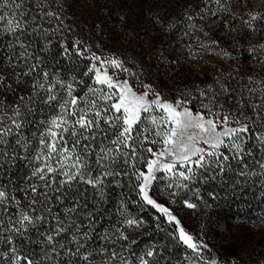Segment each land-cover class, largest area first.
Here are the masks:
<instances>
[{"label":"trees","instance_id":"1","mask_svg":"<svg viewBox=\"0 0 264 264\" xmlns=\"http://www.w3.org/2000/svg\"><path fill=\"white\" fill-rule=\"evenodd\" d=\"M79 1L81 0H46L48 7L44 11L57 12L63 17L61 30H56L60 26V21L56 18L44 17L41 20L38 16L37 23L50 31L42 33L41 30L33 33L32 37H23L26 42L31 40L30 51L43 61L41 68L53 74V79L59 77L73 82L74 94L77 96H84L88 86L93 85V74L84 75L88 67L92 63L100 67L98 62L91 60V53H96L102 58H119L124 67L134 75L106 65L114 77L127 79L139 91H143V85L150 84L155 91L169 100H175L189 91L195 93L198 87L207 88L209 85L219 91L217 79L229 85L231 89L235 87L234 84L240 85L242 88L237 98L242 92L247 95L244 91L247 87H258L256 84H248L253 70L252 66L246 63L250 59L253 65L257 66L253 79L264 80V64L259 53L249 52L248 42L242 36L237 41L238 45L233 48L230 45L233 38L221 35L219 24H210V20L215 17L212 12H221L214 3L206 5L204 0H84V4L79 5ZM235 1L237 0H227L229 8ZM25 7L31 9L32 14L39 11L35 7V0H26ZM205 8L208 10L201 11ZM242 10L241 23L244 28L240 31L244 33L249 28L245 23L250 20L249 13L260 11L252 4ZM189 15L193 17L192 20L188 19ZM25 19L29 20V30L36 26L31 23V14ZM258 20L252 21V25ZM6 27L5 22H0V70L15 89L12 92L4 90L2 93L6 97V103L11 104L16 102L20 95L27 96L31 93L33 80L32 77L26 76L17 84L13 72L26 71L25 65L20 63L17 68L12 69L4 61V57L9 54L7 45L10 42L15 44V38L5 31ZM77 40L81 42L78 47L88 48L90 51L83 56H65L63 48L68 46L71 50ZM213 41L217 44L213 45ZM220 50L229 52L230 57L215 54ZM16 51L19 52L20 49L17 47ZM222 60L225 63L220 68L217 63ZM35 75L36 73H33V76ZM105 90L107 91L106 87ZM57 91L66 95L59 86ZM256 96L258 97L259 93ZM218 100L223 102L224 97L220 96ZM34 107L42 111L32 116L26 115V121L47 119L59 111L55 102L51 106L37 104ZM192 107L195 111L200 110L199 101H194ZM225 107L229 105L226 104ZM247 114L255 119L250 111ZM38 127V124L26 123V137L34 139L32 133ZM253 128V138L247 145L253 155L245 157L244 161L248 168L245 169L242 164L232 161L231 170L207 175L206 180L194 181L185 189L168 188L170 175L160 172L158 176L162 178L155 180L152 186L153 196L169 206L182 225L198 241L208 246V250L204 252L205 259L215 258L218 264H264V169L260 168V162H264V152L260 151L255 140V135L264 131V128L259 122L253 125ZM67 139L71 143L72 137ZM102 145H109V141L100 136L93 143L94 151L99 152ZM147 146L150 145L146 144L145 147ZM32 147L35 148L36 144L33 143ZM159 147L153 146L154 150ZM221 150L227 154V149ZM142 155L145 160L151 157L146 152ZM95 159L96 156L93 155V175L100 172ZM112 167L121 172L126 170L128 173L115 178L120 181L119 184L111 176L96 188L86 183L72 182L70 187H64L60 192L50 193L53 197L51 214L43 205H36V212L31 214H43L45 219L38 228L31 229L27 234L32 242H29L27 237L17 236L14 244L10 246L0 240V264H3L2 254L8 252L10 247H16L21 255L28 253L37 260L40 259L43 248H47L51 254L52 245H41L37 242L43 239L42 236H37V231L54 234L57 213L62 225L66 228L72 225V228L55 237L56 254H52L51 260L46 264L135 262L152 246L164 253L165 259H161L160 264H189V261L184 259L185 247L174 239L177 233L176 225L169 223L164 215L147 205L141 197L136 169L146 171L143 161L138 162L136 168L122 164ZM241 171L246 174L240 175ZM252 172L256 175H251ZM29 174L30 168L26 166V162L17 160L0 175V186L4 187L10 196L15 195L24 210H29V200L24 198L20 189L25 188L28 183L37 186L43 183L38 179L26 180L25 177ZM51 175L49 174V177ZM62 178L56 176L53 188L60 187L58 181ZM98 188L102 189L103 198ZM40 191L44 189L41 187ZM173 192L176 194L173 195ZM58 195L64 197L62 203L55 199ZM186 202L196 204L197 207L188 208ZM73 207L74 212L65 214V209ZM10 211H17L14 204ZM90 212L94 214L91 229L88 220ZM126 217L140 220L142 224L139 227H128L124 223ZM73 221L82 225L80 233H75L77 236L83 232L89 233L87 240H81L83 247L76 255L67 251L69 248L72 252L76 250V244L72 242L75 232ZM121 231L127 235V240L120 238ZM244 234L248 237L247 246L241 243ZM7 235L8 233H4L5 237ZM60 244L65 247L60 248ZM113 251L118 254L116 259L112 258ZM88 253L91 255L85 260L83 257Z\"/></svg>","mask_w":264,"mask_h":264},{"label":"snow or ice","instance_id":"2","mask_svg":"<svg viewBox=\"0 0 264 264\" xmlns=\"http://www.w3.org/2000/svg\"><path fill=\"white\" fill-rule=\"evenodd\" d=\"M244 2L245 0H237V6ZM204 3L206 5L214 3L221 12L229 10L227 0H204ZM25 4L26 0H0V22L6 23L5 31L15 38V44L10 42L7 45L9 54L4 57V61L12 69L17 68L20 63L25 65L26 71L13 72L17 84L26 76L32 77L33 80L29 95H20L16 102L8 104L2 93L4 90L12 92L15 89L0 70V175L17 160H22L30 168V174L25 179L28 181L38 179L43 183L40 186L28 183L25 188L20 189L24 198L29 200V210L22 209L21 201L15 195L10 196L5 188L0 186V240L10 246L14 244L17 236L27 237L29 242H32L27 234L31 229L38 228L45 219L43 214L35 216L31 214L36 212V205H43L51 214L53 197L50 193L60 192L64 187H70L72 182H82L96 188L103 185L109 176L115 179L128 174L126 170L123 172L115 170L113 165L118 167L122 164L136 168L137 163L143 161L147 171L136 169L139 192L147 204L166 214L170 222L176 221V218L168 208L151 199L146 191L153 181L162 178L157 175L158 173L170 175L168 188L185 189L194 181L206 180L207 175L223 173L226 169L231 170L232 161L242 164L245 169L248 168L244 161L245 157L253 155L251 148L247 147L255 131L253 125L259 122L264 128V80L255 81L250 77L248 84H256L258 87H247L244 90L247 95L242 92L239 98L229 85L217 79L219 91L209 85L207 88L198 87L195 93L189 91L175 100H169L155 91L150 84L143 85V91L138 92L127 79L123 81L114 79L108 74L105 65L129 72L130 75L134 73L125 68L119 58H102L96 53H91V60L98 62L100 67L92 63L84 75L92 73L93 85L100 87L89 85L84 96H77L74 94L73 82L59 77L53 79V74L41 68L43 61L30 51L31 40L26 42L23 39L25 36L32 37L33 33L41 30L42 33L50 31L37 23L38 16L41 20L44 17L59 20L60 26L57 31L63 26V17L57 12L44 11L48 7L46 0H35V7L39 11L34 14L31 13V9L25 7ZM30 14L31 23L36 25L31 30L28 29L29 20L25 19ZM212 15L216 16L217 12L213 11ZM249 15L250 20L245 23L250 28L252 21L264 18V14L258 12H250ZM232 18L240 19L235 16ZM188 19L192 20L193 17L189 15ZM80 43L79 40L75 41L71 50L65 46L63 54L71 58L72 55L83 56L90 51L88 48L78 47ZM212 44L216 45L217 42L213 41ZM17 47L20 49L19 52L16 51ZM259 49L264 51V44L259 45ZM212 50L215 52L214 48ZM256 50V47L248 49L249 52ZM215 54L225 58L231 55L224 50ZM33 73L36 75L33 76ZM57 86L66 95H61L57 91ZM220 96L224 97L223 102L218 100ZM197 100L200 103V110L193 111V102ZM53 102L59 109L55 115L38 121L24 119L26 115L32 116L42 111L35 108V105L51 106ZM226 104L229 107H225ZM230 108L235 110L232 111ZM249 111L253 113L255 119L247 114ZM29 122L39 125L32 133L34 139L26 137L24 132L25 125ZM69 136L72 137L71 143L67 139ZM100 136L108 140L110 146L102 145L99 152H95L93 143ZM255 140L260 151L264 152V131L256 134ZM33 143L36 144L35 148L32 147ZM146 144L150 146L145 147ZM155 145L160 147L154 150ZM221 149H227V154ZM144 152L150 154L152 158L145 160L142 155ZM93 155L96 156L95 164L100 169L97 175H93L91 161ZM260 168L264 169V162H260ZM49 174H52L51 177ZM245 174L244 171L240 172V175ZM251 175L256 173L252 172ZM56 176L63 177L58 181L59 188H53ZM115 182L119 184L120 181L115 179ZM41 187L44 191H40ZM98 191L103 198L102 189L98 188ZM39 197L44 199L40 200ZM55 199L62 203L64 197L58 195ZM13 204L16 212L10 211ZM187 207L196 208L197 205L187 203ZM64 211L67 214L74 212L75 208ZM58 217L59 213L55 217L57 227L54 234L37 231V236L43 237L37 242L41 245H52L51 254L47 248H43L42 255L37 260L28 253L21 255L16 247H10L8 252L2 254L3 264H21L22 261L24 264H46L51 260L52 254H56L55 237L72 228V225L64 227ZM88 220L91 229L93 213H88ZM73 223L75 232L72 235V242L76 244V250L72 252L69 248L67 251L76 255L83 247L81 240H87L89 233L83 232L77 236L75 233H80L82 225L75 221ZM124 223L128 227H139L142 221L126 217ZM176 224L178 227L174 239L186 250H191V253L186 251L184 256L189 264H218L215 258L205 259L204 252L208 250L206 244L202 241L197 242L183 227H179V221H176ZM4 233L8 235L5 237ZM120 238L128 239L123 231L120 232ZM64 247V244H60V248ZM90 255L88 253L83 258L88 260ZM117 257L118 254L113 251L112 258ZM161 259H165L163 251H157L156 247L152 246L141 254L137 261H123L122 264H160Z\"/></svg>","mask_w":264,"mask_h":264},{"label":"rangeland","instance_id":"3","mask_svg":"<svg viewBox=\"0 0 264 264\" xmlns=\"http://www.w3.org/2000/svg\"><path fill=\"white\" fill-rule=\"evenodd\" d=\"M79 5H83L84 4V0H81L78 2ZM252 4L257 10L260 11L261 14H264V0H245L244 3H241L237 6V1H235L231 7L229 8V10L227 11H223V12H220L219 14H217L213 19L210 20V24H219L220 27H219V32L221 35H228V36H231L233 39H232V42L230 43V45L234 48L236 47L238 44H237V41L239 38H241V36L248 42V46L250 48L252 47H256V51L255 52H258L259 53V56L261 58V61L263 62L264 64V51H261L259 49V45L261 44H264V18L262 19H259L257 23H255L254 25H252V27L250 28H247L246 31L244 33H242L240 30L244 28V26H242V23H241V11H243L242 9L247 7L248 5ZM239 17L240 19H233L232 17ZM225 24H227V27H225ZM220 49V48H218ZM222 63V64H220ZM223 63H225L223 60L220 61L219 63H217V66L218 67H223ZM249 66H252L253 70L250 74V77L254 78L256 73H257V66L256 65H253V63L251 62V59L248 60L246 62ZM105 68H107V71H108V67L105 65L104 66ZM102 71L104 70L103 68L101 69ZM108 74L109 75H112L114 77V74L109 72L108 71ZM262 75L264 77V66H263V71H262ZM114 79H119L120 81H123L125 80V78H117V77H114ZM129 82V81H128ZM129 84L131 85V83L129 82ZM235 87L232 88L234 94L236 97H238L239 93H240V90H241V86L240 85H237V84H234ZM134 88V87H133ZM134 90H137L134 88ZM138 92H142V91H139L137 90ZM195 111V110H193ZM250 114L253 115L252 112H250ZM152 158V157H150ZM147 171V169H146ZM145 171V172H146ZM159 174V173H158ZM157 174V175H158ZM155 181L152 182V184L146 189L149 197L153 200H155L158 204L162 205L163 207L165 208H168L169 211L171 212V214L176 218V221H179L178 217L176 216V214L173 212V210L165 205L164 203L160 202L159 200H157L153 194H152V186L154 184ZM141 197L143 199V196L141 194ZM144 201V200H143ZM145 202V201H144ZM146 203V202H145ZM147 204V203H146ZM149 205V204H147ZM152 206V205H150ZM153 207V206H152ZM155 208V207H154ZM156 209V208H155ZM157 210V209H156ZM158 212H160L159 210H157ZM162 215H164L168 222L169 223H173L175 224V230L177 232V224H176V221H169L168 219V216L162 212H160ZM179 227H183L184 230L191 234L183 225L182 223L179 221ZM177 234V233H176ZM192 235V234H191ZM194 237V239L197 241V242H200L198 241L194 235H192ZM241 243L243 244V246H247L248 245V237L244 234L242 235V241ZM188 253H191V250H186ZM174 253H179V252H174ZM233 264H236V263H233Z\"/></svg>","mask_w":264,"mask_h":264}]
</instances>
